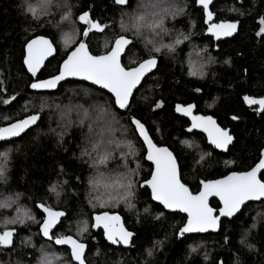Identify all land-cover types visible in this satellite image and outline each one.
Instances as JSON below:
<instances>
[{"label": "trees", "instance_id": "trees-1", "mask_svg": "<svg viewBox=\"0 0 264 264\" xmlns=\"http://www.w3.org/2000/svg\"><path fill=\"white\" fill-rule=\"evenodd\" d=\"M149 1L157 3L0 0V127L41 115L37 127L0 145V166L6 168L0 179V204L9 205L0 207V231H15L13 244L0 246V264H39L44 254L53 258V264H75L67 248L42 238L40 204L65 213L53 234L73 236L85 244V264H264V201L250 203L233 220L224 219L217 234L180 236L186 216L166 212L152 201L149 190L141 188L153 166L146 161L145 146L131 121L139 120L158 146H167L175 154L182 181L194 194L200 192L201 181L251 170L264 150V111L250 106L244 97L264 98V35L258 34L264 26L259 23L264 18V0L235 3L243 14L241 30L218 46L206 34L204 13L196 7V0L163 1V7L174 6L176 15L165 19L167 31L159 35L147 28L139 34L122 29L136 13L154 10L147 7ZM222 2L220 13L228 10V1ZM85 12L107 26L85 39L93 55L105 54L124 35L132 40L123 58L126 68L152 57L159 61L157 71L146 78L126 112L117 108L110 94L83 82H65L53 93L31 91L33 79L23 66L25 45L39 36L50 38L57 55L39 79L56 76L67 55L84 39L87 25L78 17ZM181 36L182 43L175 44ZM168 44L174 50H154ZM176 104H195L197 113L213 116L222 128L229 129L235 137L229 152L218 153L203 135L186 133L189 123L175 114ZM83 110L93 120L104 115L113 129L110 135L119 145L114 157L99 170L93 167L97 153L92 150L89 132L92 121L79 123L78 113ZM6 114L9 119L2 121ZM3 153L8 154L6 160ZM122 153L127 154L126 159H121ZM129 173H134L133 195L128 200H111L113 189L106 185ZM53 185L56 192L51 191ZM211 206L220 208L216 200ZM25 212L35 220L25 217ZM105 212L121 215L135 234L129 248L110 246L103 232L94 231V216ZM20 219L23 223H7ZM85 224L87 231H82Z\"/></svg>", "mask_w": 264, "mask_h": 264}, {"label": "snow or ice", "instance_id": "snow-or-ice-1", "mask_svg": "<svg viewBox=\"0 0 264 264\" xmlns=\"http://www.w3.org/2000/svg\"><path fill=\"white\" fill-rule=\"evenodd\" d=\"M118 5H127L129 0H114ZM199 4L208 9L212 0H198ZM163 0H157L153 4V11L148 13H136L130 18L128 25H121L125 31L132 30L139 34L142 29H149L159 35L161 32H166L164 21L169 16L174 17L176 11L171 8L163 7ZM29 11H34L29 8ZM209 22L212 20L213 13L207 11ZM68 17L65 16L64 19ZM79 21L87 25V29L82 32L83 37H88L93 31L103 32L106 25H102L99 21H95L90 17V14L85 12L78 17ZM259 23L264 25V18H261ZM238 25L235 22L209 23L208 31L217 39L221 36L232 35ZM259 35H264V27L259 30ZM187 39V37H184ZM68 39L65 40L67 44ZM182 41L177 38L175 44ZM132 44V40L121 35L114 41V46L111 47L103 55H93L89 51L87 43L81 41L75 50L71 51L64 60L60 74L45 81H39L31 84L33 89H52L66 77H78L83 80L91 81L93 84L99 85L107 89L115 97V104L125 109L128 107L129 99L132 96L133 89L141 82L146 73L150 72L157 65L155 57L143 60L136 67L126 68L121 63V56L126 47ZM27 57L25 63L29 72L33 76L41 69L44 61L55 51L53 42L46 39L44 36L32 39L27 43ZM161 47H167L169 51L174 50L172 44L160 45L155 47V51L159 52ZM195 74V73H193ZM246 103L258 105L260 111H264V98L254 99L248 96L244 97ZM162 105H157L160 107ZM193 105L188 107L177 106V111L184 115L191 116L192 128H201L208 133L210 142L217 148L227 149V146L232 142L233 137L229 132L219 127L216 121L211 116H192ZM79 123L83 124L85 120L92 121L89 123V132L92 133V150L97 153L93 160V167L98 170L105 167L110 159L115 155V148L119 145L115 144L112 136L113 132L110 121L100 115L96 120L90 116L87 110L78 113ZM39 115H30L26 119L11 123L6 127H0V140H8L13 137H18L30 126L34 125L39 120ZM236 119V117H233ZM71 121H69L70 123ZM136 131L143 141L147 144V159L155 164V172L150 180L145 183L152 190V197L159 201L166 208L180 210L188 214V221L185 227L180 230V235L190 232H204L209 229H216L219 226L220 216H232L238 212L241 206L249 200H260L264 198V179L260 177L261 170H264V159L247 172H233L223 179L215 181H201L203 190L194 195L189 188L181 183L179 170L176 164V158L167 148L157 147L153 143L152 138L148 134V130L139 120L132 119ZM93 124H96L95 130ZM192 129H189L191 131ZM131 149V144L128 145ZM86 155H91V152L86 151ZM130 154V153H128ZM6 160L7 153L2 154ZM127 154H121V159H126ZM6 168L0 166V179L5 175ZM103 176L104 173H99ZM118 176L111 184L106 185L115 191V195L110 196L111 200L119 202L121 199L128 200L132 195L134 182L132 175ZM93 185L96 186L98 181L94 179ZM51 191L56 192V186L51 187ZM58 195V193H57ZM211 196H217L223 202V207L219 210V215H215V210L209 206L208 199ZM8 203L0 204V207H8ZM130 207L132 205H129ZM39 207L46 213V217L41 224V231L44 237L49 240H54L57 245H68L71 249L72 258L78 264H85L84 253L86 245L72 236H54L52 229L59 223L60 218L65 215L62 211H56L52 207L44 204ZM24 216L35 220L34 216L25 212ZM118 215H109L107 212L95 216V227L103 226L107 234V238L113 244L124 243L128 244L133 233L127 231ZM23 223V219L7 221V223ZM82 231H87V225ZM14 230L0 231V246L10 247ZM39 264H53V258L48 254H44L39 261Z\"/></svg>", "mask_w": 264, "mask_h": 264}, {"label": "water", "instance_id": "water-1", "mask_svg": "<svg viewBox=\"0 0 264 264\" xmlns=\"http://www.w3.org/2000/svg\"><path fill=\"white\" fill-rule=\"evenodd\" d=\"M216 1H217V0H212V3L209 5V8H208V9H204V8L199 4L198 0H196V7H197L198 9L203 10V12H204L205 25H206V27H207V29H206V34H207V36H208L209 38H213V40H214L215 42L226 41V40H229V39L234 38V37L239 33V28H240V26H239V24L237 23L238 27H237L236 31H235L232 35H230V36H221L219 39H217L214 35H212V34L208 31V25H209L210 22L212 23V21H213V19H214V16L212 17V20L209 22L208 17H207V11H211V12H212V6L214 5V3H215ZM39 37H40V36H39ZM44 37H45V36H44ZM36 38H37V37H36ZM45 38L51 40V39L48 38V37H45ZM86 38H87V37H84V39L82 40L84 43H86V41H85ZM34 39H35V38H34ZM128 39H129V38H128ZM30 41H31V40H30ZM30 41H29V42H30ZM51 41H52V40H51ZM26 46H27V44H26L25 47H24L23 66H24L26 72L28 73V75L33 79L32 84L35 83V82L45 81V80H49V79L53 78L54 76L51 77V78H47V79H39V76H40V74L42 73V71L44 70V68H45V66L47 65V63H48L51 59L55 58L56 55H57V49H56L54 43H53V47L55 48V51H54V52H53V53H52V54H51V55H50V56L44 61L43 66H42L41 69L36 73L35 76H33L31 72H29V70H28V68H27V65H26V63H25V60H26V57H27V47H26ZM113 46H114V44H113ZM113 46H112V47H113ZM130 46H131V44L128 45V46L126 47L124 53H123L122 56H121V63H122V65H123V58H124V56H125L127 50L130 48ZM74 50H75V49H74ZM89 51H90V50H89ZM69 54H70V53H69ZM69 54H68V55H69ZM68 55H67V56H68ZM66 59H67V57L65 58V60H66ZM63 62H64V61H63ZM63 62L61 63V66H60V69H59V73H58L57 75L60 74V70H61V68H62ZM158 67H159V61H158V59H157V65H156V67L153 68L150 72L146 73L145 76L142 78L141 82L137 85V87H136L135 89H133L132 96H131L130 99H129L128 107L125 108V109H121V108H119V107L116 105L117 108H118L120 111H122V112H126V111L129 109V107H130V105H131V102H132V99H133L135 93L140 89V87L142 86V84H143V82L146 80V78H148L149 76H151L152 74H154V73L157 71ZM57 75H56V76H57ZM68 81H78V82H83V83H86V84L91 85V86H93V87H96V88H98V89H100V90H103V91L107 92L108 94H110V95L114 98V100H115V97L113 96V94L110 93L107 89H104V88H102V87L99 86V85L93 84L91 81L83 80V79H80V78H78V77H66L65 79L61 80V81L56 85L55 88H52V89H33V88L31 87V91L34 92V93H53V92H56V91L59 89V87H60L61 84L65 83V82H68ZM189 105H193V106H194V107L192 108V116H205V117L210 116V115H203V114L197 113V106H196L195 104H187V105H184V104H176V105H175V109H174L175 114H176L177 116H179V117H181V118L187 120V121L190 123V125H189V126L186 128V130H185L186 133H188V134L198 133V134H202V135H204V136L206 137L207 144H208L210 147L214 148L218 153H221V154H227V153L229 152V149L232 147V145H233L234 142H235V137H234L233 135H231L230 130H229V129H225V130H227V131L229 132V134L233 137V140H232V142L227 146V149L225 150V149L217 148L215 145H213V144L210 142V140H209V138H208V133H207V132L203 131L201 128H192V118H191V116L184 115L182 112H178V111H177V106L188 107ZM254 106H257V107L259 108L258 105H254ZM35 115H39L40 118H39V120H38L34 125L30 126V127H29L28 129H26L23 133H21V135L18 136V137H13V138H10V139H8V140H0V145L3 144V143H8V142H11V141H15V140L21 138L22 136H24L26 133H28V132H29L30 130H32L33 128L37 127V125H38V124L40 123V121H41V115H40V114H35ZM211 117L216 121L217 125H218L219 127H221V126L219 125L217 119L214 118L213 116H211ZM26 118H27V117H26ZM26 118H24V119H26ZM132 119H133V118H132ZM132 119H131V121H132ZM134 119H135V118H134ZM136 120H137V119H136ZM18 121H19V120H18ZM15 122H17V121H15ZM15 122H13V123H15ZM10 124H11V123H10ZM132 124H133V123H132ZM8 125H9V124H8ZM8 125H6V126H8ZM6 126H3V127H6ZM133 126H134V128H135V125H134V124H133ZM144 126H145V125H144ZM145 128H146V126H145ZM221 128H222V127H221ZM146 129H147V128H146ZM189 129H192V130L189 131ZM223 129H224V128H223ZM136 132H137V134H138V136H139L138 131H136ZM148 134H149V131H148ZM149 136L151 137L150 134H149ZM139 138H140L141 141L143 142V144H144V146H145V149H146V161H147L150 165L153 166V171H152V174H153V173L155 172V164H154L153 161H150V160L147 159V151H148V149H147V144L143 141V138H142V137L139 136ZM151 138H152V137H151ZM152 141H153L154 144H156V143L154 142L153 138H152ZM156 146H157V147H161V148H167V149L173 154V156L176 158V164H177V167H178V170H179L180 180H181V183H183L182 178H181L180 165H179V162H178L177 157L175 156V154H174V153H173V152H172L167 146H158L157 144H156ZM261 159H264V150L262 151V154H261V158H260V160H261ZM260 160H259V161H260ZM258 163H259V162H258ZM258 163H257V164H258ZM257 164H256V165H257ZM256 165H255V166H256ZM255 166H254V167H255ZM254 167H253V168H254ZM249 171H250V170H249ZM237 173H239V172H237ZM263 173H264V170H261V173L259 174L260 177L262 176ZM152 174H151V177H152ZM230 174H232V173H230ZM230 174H228V175H230ZM228 175H227V176H228ZM151 177H150L148 180H150ZM225 177H226V176H225ZM225 177H223V178H225ZM223 178H220V179H223ZM220 179H217V180H220ZM211 181H215V180H211ZM183 184H184V183H183ZM187 187H188V186H187ZM141 188H142L143 190H145V189L149 190L152 201H153L155 204L160 205V206H161L166 212H168V213H180V214H183L184 216H186L187 221H188V214H187L186 212H182V211H180V210H178V209L173 210V209L166 208V207H165L163 204H161L159 201L154 200L153 197H152V190H151L150 186H148L145 182L141 184ZM188 188H189V187H188ZM189 190H190V188H189ZM202 190H203V185L201 184V189H200V191H202ZM190 191H191V190H190ZM191 192H192V191H191ZM193 194H194V193H193ZM197 194H198V193H197ZM194 195H196V194H194ZM213 200H216V201L220 204V208H219V209H215V208H213V207L211 206V201H213ZM262 201H264V198H262V199H260V200H249V201H246V202L241 206L240 210H239L238 212H236L234 215H232V216H220V219H219V226H218V228H216V229H209V230L204 231V232H190V233H184L183 235H186V236H192V235L217 234V233H219L220 230H221V223H222V221H223L224 219H226V220H233L235 217H237V216L243 211L244 207H246V206L249 205L250 203H260V202H262ZM208 204H209L210 207H212V208L215 210L214 214H215V215H219V210L223 207V202L220 200V198L217 197V196H211V197H209V199H208ZM40 205H41V204H40ZM39 210H40V212L44 215V219H45V217H46V213H44L43 210H42L40 207H39ZM108 214H109V213H108ZM100 215H101V214H100ZM109 215H111V214H109ZM114 215H118V216L121 218V221H120V222L122 223L123 227H124L127 231H129V230L127 229L126 225H125V222H124L123 217H122L121 215H119V214H114ZM96 216H97V215H96ZM61 220H62V217L60 218V221H59V223L56 225V227L52 229V234H53V232L55 231V229L59 226ZM187 221H186V223H185V225H184L183 227L186 226ZM94 225H95V216H94V218H93V229H94L95 232H100V231L103 232L104 240H105L106 243H107L108 245H110V246L121 245V246H123V247H125V248H129V247L132 245L133 240H134V238H135V234H134L133 232L129 231V232L133 233V235H132V237H131V239H130V241H129L128 244H124V243L113 244L111 241L108 240V238H107V234H106L105 229L103 228V226L95 227ZM183 227H182V228H183ZM40 233H41L42 238H43L46 242H50V241H52V240H49L48 238H46V237L43 236L42 231H41V227H40ZM179 235H180V233H179ZM183 235H180V236H183ZM72 237H73V236H72ZM73 238H75V237H73ZM75 239H76V238H75ZM12 243H13V238H12ZM11 245H12V244H11ZM56 246H57L58 248H67V249L70 251V254H71L70 246H68V245H57V244H56ZM86 254H87V247L85 248L84 259H85V257H86ZM71 257H72V256H71ZM72 260H73V262H74L75 264H78V262L75 261L73 258H72Z\"/></svg>", "mask_w": 264, "mask_h": 264}, {"label": "flooded vegetation", "instance_id": "flooded-vegetation-1", "mask_svg": "<svg viewBox=\"0 0 264 264\" xmlns=\"http://www.w3.org/2000/svg\"><path fill=\"white\" fill-rule=\"evenodd\" d=\"M228 1V3H227V8L226 9H228L227 10V13H231L230 15H228V14H226V16H222L221 15V13H220V8H221V5L224 3V2H222V0H217L215 3H214V5L212 6V13H213V16H214V19H213V21H212V23H221V22H235V23H238L239 24V26H240V28H239V32H240V30H241V24H242V18H243V14H241L238 10H237V7L239 6V5H237L238 4V2H239V0H227ZM235 1V2H234ZM235 3H237V4H235ZM232 12H235L236 14H238V16H235L234 14H232ZM204 13V12H203ZM204 21H205V18H204ZM264 27V26H263ZM207 28V27H206ZM258 30H260V29H258ZM239 34V33H238ZM237 34V35H238ZM236 35V36H237ZM235 36V37H236ZM234 37V38H235ZM212 39V41H213V43L215 44V45H220V44H222V43H224V42H228V41H230V40H232V39H229V40H226V41H220V42H215L214 40H213V38H211ZM189 123V122H188ZM190 125V123L188 124V126ZM187 126V127H188ZM202 135V134H201ZM204 136V135H203ZM205 137V136H204ZM206 138V137H205Z\"/></svg>", "mask_w": 264, "mask_h": 264}, {"label": "rangeland", "instance_id": "rangeland-1", "mask_svg": "<svg viewBox=\"0 0 264 264\" xmlns=\"http://www.w3.org/2000/svg\"><path fill=\"white\" fill-rule=\"evenodd\" d=\"M163 1H165V0H163ZM155 3H156V2H153V1L146 2L148 8H153L152 5L155 4ZM173 7H174L173 5L170 6L171 9H173ZM226 14L230 15L231 13H227V11H225V12H221V15H222V16H226ZM232 14H234L235 16H238V14H236L235 12H232ZM180 40L183 41V40H182V36H181V39H180ZM185 40H186V39H184V41H185ZM181 43H182V42H181ZM181 43H180V44H181ZM2 106L6 107V106H7V102H4V104H3ZM9 117H10V115H9V114H6L4 117H2L1 120H2V121H6V120L9 119ZM112 195H115V191H114V190L112 191V193H111L110 196H112ZM81 224H82V222H81ZM9 230H10V229H9ZM14 233H15V231H14ZM12 244H13V243H12Z\"/></svg>", "mask_w": 264, "mask_h": 264}]
</instances>
